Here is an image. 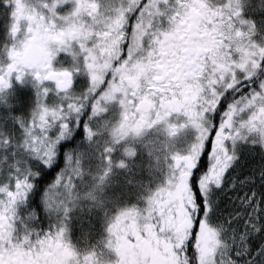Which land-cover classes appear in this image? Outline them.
Listing matches in <instances>:
<instances>
[{
    "label": "snow or ice",
    "instance_id": "1",
    "mask_svg": "<svg viewBox=\"0 0 264 264\" xmlns=\"http://www.w3.org/2000/svg\"><path fill=\"white\" fill-rule=\"evenodd\" d=\"M0 264H264V0H0Z\"/></svg>",
    "mask_w": 264,
    "mask_h": 264
}]
</instances>
